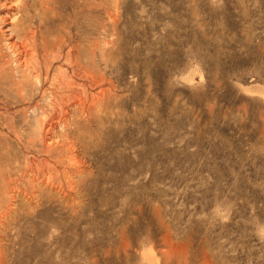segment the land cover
<instances>
[{"label":"rangeland","instance_id":"1","mask_svg":"<svg viewBox=\"0 0 264 264\" xmlns=\"http://www.w3.org/2000/svg\"><path fill=\"white\" fill-rule=\"evenodd\" d=\"M115 1L61 3L64 50L113 94L88 122L67 108L75 139L101 145L78 154L90 174L75 200L33 180L47 156L28 150L61 92L18 93L14 56L0 60V208L17 216L0 227L7 264H264V0ZM73 79L75 96L97 92ZM27 160L38 173L22 178Z\"/></svg>","mask_w":264,"mask_h":264},{"label":"bare ground","instance_id":"2","mask_svg":"<svg viewBox=\"0 0 264 264\" xmlns=\"http://www.w3.org/2000/svg\"><path fill=\"white\" fill-rule=\"evenodd\" d=\"M62 1H64V0H0V60L2 61V59L4 57L6 58L9 55L14 56V59H15L14 62L16 64L14 70L17 74L18 80H16V78L13 79L14 83L12 82V85L14 87H16V90H18V93L20 91H22L23 88H25L26 86H29L32 84H35L38 87V85H40L41 81H43V82L48 81V86L50 88L56 90L58 93L61 92V94L58 96V94H55L52 90L51 91L49 90L48 97L46 98L48 100V103H46L47 104L46 106L49 108L48 112L50 110V115L48 113H46L48 115H44V117L42 115L43 119L40 122L38 121V119H36L37 123L39 122V125L37 126L39 139L36 138L37 139L36 140L34 138L35 140H32V141H30L28 139V141H30L28 143V150H30V149L35 150L36 149L37 152L44 153V155L47 156V158L42 159L41 160L42 162H40V163H43L42 167L40 164L39 173H41V175L40 176L38 175L37 178L34 177L33 180L36 179L38 182V180H39L38 178L42 177V178H40V180L38 182L39 184L38 183L37 184L41 185V186L44 185L43 187H46L49 190L48 193H50V195H49L50 197H53L52 195H54V196L58 197L57 199H61V201H73L76 199V195L78 194L76 187H78V184L80 183V181H82L85 177H87L90 174L89 166H88V164H86L87 159L84 160L82 158H78V154L88 155L89 154L88 151H91L90 148H92V150L95 149L94 151H96L98 148H100L101 145L100 144L99 145L88 144L87 142H83L84 139L82 137H78L77 138L78 140L75 139L74 131L71 128V125H73V121L69 122L71 119L69 120L68 117L71 114L68 116L69 112L67 113V108L72 107L74 109V112L77 111L78 115L83 117L85 119V121L88 122L94 116L93 111L95 109H97V108L100 109V107H102V108H104L102 110V112H104V110L107 109V107L109 106L107 104H109V103H103V102H106L107 98L109 99L110 97L113 96V94H111V92H110V86H111V83L109 82L110 80L106 81L102 75H89L87 72H85L86 74L84 75V71L81 73L78 71L79 69H82V68L85 69V67H84V65L81 66L80 61L78 62L75 59V56H74V49L75 48H74L73 44L67 43L66 49L64 50V48H65L64 47V40H63L62 35H61V27H60V20H61L60 19V13L62 11L61 10L62 9L61 8ZM68 2H67V4H68ZM77 2H79V1H77ZM115 5H116V3H115ZM72 6H73V4H72ZM63 11H64V8H63ZM66 32H64V33H66ZM67 33L68 34H66V35H68V37L70 38V30H68ZM85 44L86 43H84V45ZM107 44H109V43H107ZM103 47H104V44H103ZM103 47H101V50ZM96 49H98V48H96ZM75 51H76V49H75ZM99 51H100V49H99ZM80 54H81V52H80ZM102 55H103V61L105 62L104 57H106V55H104V54H102ZM58 59L59 60L64 59L63 61L65 62L67 69L62 70L60 67L58 68L56 65V67H57V69L55 67L56 71L54 70V72L51 74V69L53 67V64H54L55 60H58ZM101 60H102V58H101ZM81 61H82V59H81ZM0 68L4 69L3 65H0ZM11 71L12 70H10L8 72H11ZM12 74H14V73H12ZM50 74H51V76H50ZM3 76H5V75L3 74ZM75 76H81V77L85 76L88 83H89V87L90 88H97V92L95 94L89 93L90 96L89 95L87 96L86 94H82V95L80 94V95H78V97L75 96L73 94V92H74L73 89L75 87L74 84L76 83V82H74V79H73V78H75ZM14 77H15V75H14ZM4 82H3V84H4ZM81 86H83V84ZM76 87H77V85H76ZM75 91H77V90H75ZM9 97H11V96H9ZM46 99H45V101H46ZM115 99H116V97H115ZM110 100H112V98ZM61 101L67 102V103H60ZM34 108H35V106H34ZM68 111H72V110L69 109ZM34 112H35V110H34ZM43 114H44V112H43ZM113 114H116V112H114V111L112 112L110 110L107 114H105L103 116L102 122H105V120L107 121V119L109 117H111ZM38 117H39V115H38ZM94 117H97V116H94ZM97 118H99V117H97ZM39 120H40V118H39ZM97 120L100 121V123H102L100 119H97ZM37 123L35 122V124H37ZM57 128L59 129L60 134L63 136L62 138H64L63 139L64 141H61L62 142L61 144L56 143V141L53 142L54 140L57 139L56 138L53 140L54 135L57 133V131H56ZM36 133H37V131H36ZM60 134L57 137H59ZM34 137H35V135H34ZM84 137H85V135H84ZM91 145L93 147H91ZM94 151H92V152H94ZM94 153H96V152H94ZM68 154H69V156L66 157V155H68ZM64 157H66L65 158L66 160L64 159ZM26 159H29V158H26ZM30 160H27L25 162V166L28 167L29 169L27 170V172L26 171L23 172V170H22V174H21L22 178H24V177L28 178V176H29L28 171L29 170H30V173H33V171H34V176L37 175V173H38V167L39 166L36 165L35 169L30 168V167H32L31 165L34 166L32 161H30ZM35 161H36V159H35ZM25 169L26 168H24V170ZM56 176H57V178H56ZM75 178H78V180ZM3 179H5V178H3ZM8 179H9V177H8ZM9 180H11V179H9ZM31 181H32V179H31ZM87 181H89V180H87ZM3 182H5V181H3ZM92 182L93 181H91V183ZM8 184H10V183H8ZM85 184L87 185V183H85ZM82 185H83V183H82ZM84 185H83V187H85ZM89 185H91V184L89 183ZM89 185L87 187H89ZM2 188H4V187H2ZM2 188H1V190H2ZM46 188H44V189H46ZM9 189H10V187H9ZM9 189L7 190L8 192L11 191V189L10 190ZM83 189L82 190L85 191V188H83ZM12 191H11V194H12ZM8 192L5 193L3 191V193H5V196H8L7 195ZM37 193H39V192H37ZM24 194H25L24 195L25 199H27V194H28L31 202L34 199H37V196H36L37 194L35 195V194H33V192L27 193V191H26ZM84 194H83V196H84ZM49 196H48V198H49ZM12 197L13 196H11V197L9 196V198H12ZM22 197H23V195H22ZM3 199H4V197H3ZM7 202H8V199H7ZM49 202L50 203L52 202V198L51 199L49 198ZM6 204L8 205V203H6ZM40 204H41V202H40ZM38 205L39 204L37 203L33 207L36 208ZM50 208H53V207H50ZM6 209L11 210V208H6ZM12 211H13V209L9 212V211H6V210H3L2 208H0V224H3L0 227L2 230H3V227H7V225L8 226L12 225L16 221V217H17V216H15L16 212H15V214H13ZM74 213H76V212H74ZM67 224H69V223H67ZM33 228H34V226H33ZM7 263H8V259H7L6 255L4 254V247L0 244V264H7Z\"/></svg>","mask_w":264,"mask_h":264}]
</instances>
